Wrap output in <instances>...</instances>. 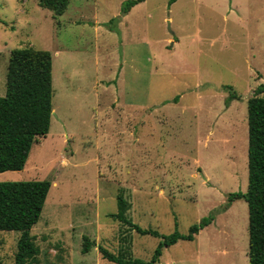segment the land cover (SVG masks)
<instances>
[{
    "label": "rangeland",
    "instance_id": "rangeland-1",
    "mask_svg": "<svg viewBox=\"0 0 264 264\" xmlns=\"http://www.w3.org/2000/svg\"><path fill=\"white\" fill-rule=\"evenodd\" d=\"M127 1L69 0L55 16L37 0H0V97L10 51L52 58L49 132L22 171L0 173V182L51 183L30 231L37 264H114L99 246L149 262L161 239L114 218L119 197L133 224L160 236L209 219L154 264H248L247 205L228 199L248 184L264 0H144L124 15ZM20 235L0 231V264L16 263Z\"/></svg>",
    "mask_w": 264,
    "mask_h": 264
},
{
    "label": "trees",
    "instance_id": "trees-1",
    "mask_svg": "<svg viewBox=\"0 0 264 264\" xmlns=\"http://www.w3.org/2000/svg\"><path fill=\"white\" fill-rule=\"evenodd\" d=\"M144 0H128L123 8L127 14ZM177 0H169L173 5ZM69 0H37L38 6L61 16ZM52 58L48 51L24 47L10 51L6 69L5 94L0 97V173L22 171L32 146L45 138L50 129L52 114ZM247 166L248 184L245 193L229 195L228 202L243 199L248 211V264H264V85L259 86L247 101ZM51 183L42 181L0 182V231L20 232L15 264H37L38 248L31 229L38 223ZM129 204L118 198V212L114 218L130 231L161 239L152 259L143 262L115 255L99 246L104 260L114 264H154L161 257L162 248L179 240L193 241L209 219L190 227L185 236L173 233L160 236L157 231L144 230L127 216ZM92 242L84 238L81 252L88 253Z\"/></svg>",
    "mask_w": 264,
    "mask_h": 264
},
{
    "label": "crops",
    "instance_id": "crops-1",
    "mask_svg": "<svg viewBox=\"0 0 264 264\" xmlns=\"http://www.w3.org/2000/svg\"><path fill=\"white\" fill-rule=\"evenodd\" d=\"M130 10H131V9H130ZM129 12H130V11H129ZM129 12H128V13H129ZM177 43H178L177 40L174 41V40H172L171 38L167 40V44H171L172 47L175 46V45H177ZM57 54H58V53H57ZM58 55H59V54H58ZM58 55H57V56H58ZM198 236H199V234H198ZM193 241H194V240H193ZM161 256H162V255H161ZM160 258H161V257H160Z\"/></svg>",
    "mask_w": 264,
    "mask_h": 264
}]
</instances>
